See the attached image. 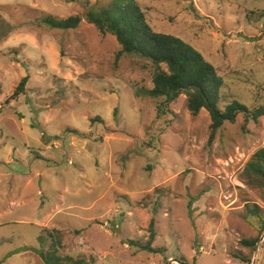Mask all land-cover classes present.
<instances>
[{"label": "rangeland", "instance_id": "1", "mask_svg": "<svg viewBox=\"0 0 264 264\" xmlns=\"http://www.w3.org/2000/svg\"><path fill=\"white\" fill-rule=\"evenodd\" d=\"M130 1L0 0V264H264V112L209 141L206 109L150 95L152 63L85 16ZM136 1L215 67L220 109L264 107V0Z\"/></svg>", "mask_w": 264, "mask_h": 264}, {"label": "trees", "instance_id": "2", "mask_svg": "<svg viewBox=\"0 0 264 264\" xmlns=\"http://www.w3.org/2000/svg\"><path fill=\"white\" fill-rule=\"evenodd\" d=\"M86 20L92 23L101 33H110L121 45V51L134 53L149 60L154 67L153 87L150 95L165 97L166 102L186 96V106L193 116L202 109L210 115L209 141L225 121H234L239 111L251 114L253 120L262 115L264 107L254 112L236 100L220 109L218 92L223 86V78L215 67L188 43L171 34L155 32L148 24L144 11L136 0L128 4L113 3L112 7L100 10H88ZM51 27L60 29L76 28L81 21L79 15H70L56 20L44 19ZM166 67V68H165ZM28 77L21 79L11 96L23 93ZM1 94V91H0ZM12 98V97H11ZM248 175L256 174L264 177V148L258 149L247 163ZM154 237V231L151 232ZM152 250L150 243L144 246ZM45 264H66L55 253L44 255L40 252ZM68 264H90L85 259L74 260Z\"/></svg>", "mask_w": 264, "mask_h": 264}]
</instances>
